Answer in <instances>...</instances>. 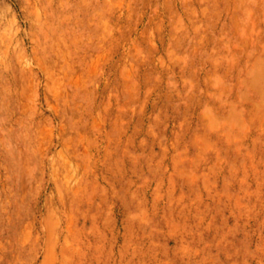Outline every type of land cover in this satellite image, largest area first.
<instances>
[{"label":"rangeland","instance_id":"374dc122","mask_svg":"<svg viewBox=\"0 0 264 264\" xmlns=\"http://www.w3.org/2000/svg\"><path fill=\"white\" fill-rule=\"evenodd\" d=\"M262 56L264 0H0V264H264Z\"/></svg>","mask_w":264,"mask_h":264},{"label":"bare ground","instance_id":"6f19581e","mask_svg":"<svg viewBox=\"0 0 264 264\" xmlns=\"http://www.w3.org/2000/svg\"><path fill=\"white\" fill-rule=\"evenodd\" d=\"M257 64L258 67H255L253 69L252 72H250L249 74V80L248 82H246V85L251 86V88L255 89L257 92L261 93L262 95V99L264 98V56H262V58L260 57L257 60ZM248 88V87H247ZM7 140V144H9L10 146H8L9 148H11V151L15 150V148H17V143L15 145H13L11 141V139H6ZM19 147H23V145L18 144V148ZM22 149H20L21 152ZM22 154V152H21Z\"/></svg>","mask_w":264,"mask_h":264}]
</instances>
